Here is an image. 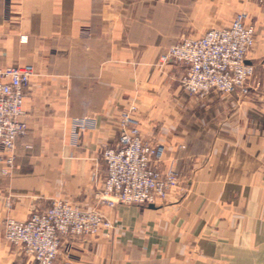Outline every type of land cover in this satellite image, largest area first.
<instances>
[{"label": "crops", "instance_id": "obj_1", "mask_svg": "<svg viewBox=\"0 0 264 264\" xmlns=\"http://www.w3.org/2000/svg\"><path fill=\"white\" fill-rule=\"evenodd\" d=\"M216 1L215 13L228 0ZM196 10L195 0H0V65L35 70L28 132L11 174L0 168V264H33L5 240L7 216L26 219L54 199L99 203L100 149L117 141L131 101L143 137L175 160L180 185L157 204L101 205L114 234L66 237L56 264H264V5H251L247 60L260 86L244 98L191 95L181 65H159L181 37L230 23L210 26ZM89 114L96 128L72 146V119Z\"/></svg>", "mask_w": 264, "mask_h": 264}, {"label": "built area", "instance_id": "obj_2", "mask_svg": "<svg viewBox=\"0 0 264 264\" xmlns=\"http://www.w3.org/2000/svg\"><path fill=\"white\" fill-rule=\"evenodd\" d=\"M252 1L264 4V0ZM248 18L247 12H237L226 26L181 37L160 56L159 65L169 61L181 65V87L199 98L211 92L247 97L260 86L255 65L247 61L256 39V28ZM34 73L32 64L0 65V168L6 174L15 167L17 139L28 132L25 100ZM137 113L136 102H129L119 116L117 141L101 146L106 175L98 204L83 208L54 199L47 208L31 211L26 219H4L5 240L33 264H56L66 237L85 238L101 232L112 236L116 224L101 205L157 204L179 187L175 160H165L163 144L143 137ZM96 126L95 114L73 118L70 144L78 146L79 131ZM97 175L95 172L94 177Z\"/></svg>", "mask_w": 264, "mask_h": 264}, {"label": "rangeland", "instance_id": "obj_3", "mask_svg": "<svg viewBox=\"0 0 264 264\" xmlns=\"http://www.w3.org/2000/svg\"><path fill=\"white\" fill-rule=\"evenodd\" d=\"M253 3L254 1L252 0H228L227 3H222V5L225 4L224 9L220 11L218 10L217 13H215L214 11L215 7L218 5H221V2L216 1V0H195L196 9H197L196 10L197 19L207 18L211 22L210 26H219L220 24H222L221 22L223 20L226 19L228 21L229 20L231 21L237 12L245 11L249 15V18H248L249 22L255 26V24L252 22L253 18H252V12H251V5ZM235 6H236V10L233 13H231ZM208 8L212 9V13L210 15H207V14L203 15L204 14L203 11H205Z\"/></svg>", "mask_w": 264, "mask_h": 264}]
</instances>
